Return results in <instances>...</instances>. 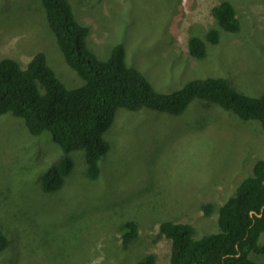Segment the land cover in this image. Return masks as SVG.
Masks as SVG:
<instances>
[{
    "label": "rangeland",
    "instance_id": "1",
    "mask_svg": "<svg viewBox=\"0 0 264 264\" xmlns=\"http://www.w3.org/2000/svg\"><path fill=\"white\" fill-rule=\"evenodd\" d=\"M223 1L235 9L236 34L224 33L211 15ZM67 2L88 29L90 52L106 59L122 45L127 66L158 92L205 77L224 78L252 97L264 90V0ZM44 13L41 0H0V61L25 68L43 53L64 86L78 88L83 81L66 65ZM210 30L220 32L217 45L205 41ZM192 37L204 41V59L189 55ZM40 135L29 134L9 113L0 116V232L8 240L0 264H141L147 255L155 264H170L171 242L159 225L190 224L195 238L216 233L218 208L264 160L260 124L212 103L194 101L180 116L119 109L103 136L110 147L99 160L98 179L86 178L84 153L73 151L63 185L45 192L41 177L64 154L46 132ZM207 203L214 205L211 216L202 211ZM128 221L136 223L137 234L123 247ZM249 258L264 264L262 256Z\"/></svg>",
    "mask_w": 264,
    "mask_h": 264
},
{
    "label": "trees",
    "instance_id": "2",
    "mask_svg": "<svg viewBox=\"0 0 264 264\" xmlns=\"http://www.w3.org/2000/svg\"><path fill=\"white\" fill-rule=\"evenodd\" d=\"M41 4L66 65L83 84L66 88L46 64L43 53L34 55L25 68L4 59L0 61V116L9 113L20 119L32 136L46 132L64 154L58 165L42 175L43 191L55 192L63 185L73 168L67 154L73 151L84 153L86 178L98 179L99 162L110 147L103 136L119 109L180 116L192 102L203 101L241 120H255L264 131V90L259 97H252L234 91L224 78L205 77L190 80L170 93L158 92L138 70L127 66L122 45H115L106 59L88 50V29L74 19L67 0H41ZM211 15L224 33L239 31L230 2L213 7ZM205 41L217 45L220 32L210 30ZM188 53L195 60L204 59V41L190 38ZM238 183L233 195L218 208L216 233L195 238L190 224L164 221L159 225L160 235L171 242L170 264H260L249 255L264 258V160L256 161L251 175ZM213 210L210 203L202 207L206 216ZM123 229L122 245L127 247L136 237L137 225L128 221ZM7 246L8 240L0 232V254ZM155 260L154 255H147L141 264H155Z\"/></svg>",
    "mask_w": 264,
    "mask_h": 264
},
{
    "label": "bare ground",
    "instance_id": "3",
    "mask_svg": "<svg viewBox=\"0 0 264 264\" xmlns=\"http://www.w3.org/2000/svg\"><path fill=\"white\" fill-rule=\"evenodd\" d=\"M212 10V9H211ZM45 14V13H44ZM213 20V19H212ZM202 23V22H201ZM217 29H218V27H217ZM222 31V30H221Z\"/></svg>",
    "mask_w": 264,
    "mask_h": 264
},
{
    "label": "water",
    "instance_id": "4",
    "mask_svg": "<svg viewBox=\"0 0 264 264\" xmlns=\"http://www.w3.org/2000/svg\"><path fill=\"white\" fill-rule=\"evenodd\" d=\"M251 214H253V213H251Z\"/></svg>",
    "mask_w": 264,
    "mask_h": 264
}]
</instances>
